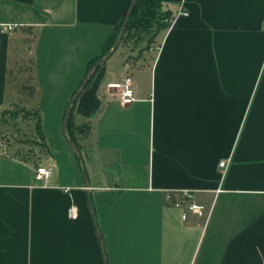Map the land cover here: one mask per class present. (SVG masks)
Listing matches in <instances>:
<instances>
[{
    "label": "crops",
    "instance_id": "0c3cea01",
    "mask_svg": "<svg viewBox=\"0 0 264 264\" xmlns=\"http://www.w3.org/2000/svg\"><path fill=\"white\" fill-rule=\"evenodd\" d=\"M129 1L0 0V118L36 112L43 140L36 116L6 133L47 147L0 140V264H264V0H160L168 27L76 98L75 151L66 108ZM124 75L129 104L106 88Z\"/></svg>",
    "mask_w": 264,
    "mask_h": 264
},
{
    "label": "trees",
    "instance_id": "16d2710c",
    "mask_svg": "<svg viewBox=\"0 0 264 264\" xmlns=\"http://www.w3.org/2000/svg\"><path fill=\"white\" fill-rule=\"evenodd\" d=\"M132 0L129 1L128 7L124 12L123 17L118 20L117 22L114 23V29L113 32L105 39L104 45L102 47V51L100 54L95 56L94 58L90 59L87 67L85 74L78 86V88L81 86L83 80L87 76V73L92 69V67L106 54L109 53L113 45L115 44L119 33L122 29L123 22L126 19V15L128 13V10L131 7ZM172 17V11L168 8H166L162 1L160 0H135L134 6L129 13L127 20H126V25L124 27L123 34L121 36V39L117 45H122L123 47L126 48L127 50V57L126 59H130L134 54H139L145 50L148 46H150L154 42L155 36L159 33L160 30L165 29L168 27L170 20ZM116 50V49H115ZM110 57V56H109ZM102 66V65H100ZM100 66L98 68H100ZM95 69L94 72L92 73L91 77L85 84L84 88H86L96 71L98 70ZM27 88V87H26ZM78 88L73 92L72 97H74L75 93L77 92ZM29 89V88H28ZM71 97V98H72ZM77 98V97H76ZM76 101V99H75ZM70 107V112L66 121V135L74 144V146L77 148L79 152V145H78V135H74L75 132L80 130L82 126H76L73 123V112H74V103ZM8 113V109L6 111L2 112L1 118H0V125L2 128H0V140L2 137L7 134L6 131L9 129L8 126H10L12 123H14V120H16L15 117L12 118H6V115ZM33 116H36L37 119L35 121V128L38 132L42 140L44 139V135L41 132V123L39 116L37 115L36 112L32 111ZM65 116V114H64ZM15 118V119H14ZM5 126V128L3 127ZM15 126V125H13ZM14 131H18V133H21L20 130H16L14 128ZM37 143V142H36ZM13 144V143H12ZM39 146V151L43 152L45 154L47 152V147L45 143L39 142L37 143ZM49 152V151H48ZM50 153V152H49ZM90 205V210L92 211V219L95 221V216L93 212V207L92 203L89 201ZM95 228L98 229V226L95 224ZM99 240L102 244V238L100 233H98ZM102 246V245H101Z\"/></svg>",
    "mask_w": 264,
    "mask_h": 264
},
{
    "label": "built area",
    "instance_id": "2783aa9c",
    "mask_svg": "<svg viewBox=\"0 0 264 264\" xmlns=\"http://www.w3.org/2000/svg\"><path fill=\"white\" fill-rule=\"evenodd\" d=\"M13 25L14 24H12V23L5 24L3 26V29L4 30H11V29H13ZM106 88H108L110 90L113 89V90L117 91V93L120 96V101L122 104H129L135 100L132 81L128 75H124L117 80H114V81L107 83ZM220 166L221 167L227 166V161L221 162ZM35 173H36L37 179L40 181H43L45 183V182L49 181V179L52 176V168L50 165H38L36 167ZM218 191H220V189ZM172 192H167V194L165 195V199L170 204H172L174 206H179L181 200L176 201V200L172 199L173 193H176V192H173V193ZM181 194H183L187 197L190 196L187 191H182ZM187 207H188L189 211H191L192 213H194L198 216H203L206 212V207L204 205L197 204V203L192 202V201L188 203ZM68 215L71 218H75L77 216V209L74 206L69 207L68 208ZM183 218H185V215H183Z\"/></svg>",
    "mask_w": 264,
    "mask_h": 264
},
{
    "label": "rangeland",
    "instance_id": "374dc122",
    "mask_svg": "<svg viewBox=\"0 0 264 264\" xmlns=\"http://www.w3.org/2000/svg\"><path fill=\"white\" fill-rule=\"evenodd\" d=\"M28 42L25 40V45H27ZM29 46H25V49H24V54L27 53V51H29ZM26 52V53H25ZM124 54H128L127 53V50L125 47H123L122 45H119L117 47V49L115 50V52L112 54V58L110 61H121V58L123 57ZM109 65V64H108ZM30 74V71L28 69H26L25 67H22L20 68V71H18L17 73H14L13 77L16 81L18 82H22L23 81V84H25V82H27V76ZM30 82H28V84H31L32 81L29 80ZM27 84V83H26ZM28 96V89L25 88L24 90V96ZM25 98H23V101H24ZM12 117H15V118H24V119H29L30 117H33V113H32V110H26L20 106H14V107H10L8 109V113L6 115V118H12ZM14 118V119H15ZM23 125V122H19V126ZM27 131V130H25ZM24 131V133H18V131H10L8 132L7 134H5L3 137H2V141L3 143H13L14 145H19L21 146L23 143L24 144H27L28 146H30V148L32 149V147L34 146L33 145V142L36 143V140L34 138L33 135L31 134H27L26 132ZM1 150H4L3 148H1Z\"/></svg>",
    "mask_w": 264,
    "mask_h": 264
},
{
    "label": "water",
    "instance_id": "95a60500",
    "mask_svg": "<svg viewBox=\"0 0 264 264\" xmlns=\"http://www.w3.org/2000/svg\"><path fill=\"white\" fill-rule=\"evenodd\" d=\"M134 3H135V0H132V3H131V7L130 9L128 10V13H127V17L129 15V13L131 12L133 6H134ZM127 17L126 19L124 20L123 22V26H122V29L119 33V36L115 42V44L113 45V47L111 48V50L109 51L108 54H106L104 57H102L93 67L92 69L87 73V76L85 77V79L83 80L81 86L78 88L77 92L75 93L74 97H72L68 103V106L66 108V111H65V116H64V119H63V129L64 131H66V121H67V118H68V115H69V112H70V107L71 105L73 104V102L75 101L76 97H78V95L81 93V91L84 89V86L85 84L87 83V81L89 80V78L91 77L92 73L94 72L95 69H97L100 65H102L108 58L109 56L115 51V49L117 48V45L121 39V36L123 34V31H124V27L126 25V20H127ZM67 137V136H66ZM70 146L72 147V149H74L75 151H77V148L74 146V144L72 143V141L67 138Z\"/></svg>",
    "mask_w": 264,
    "mask_h": 264
}]
</instances>
